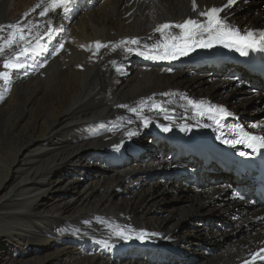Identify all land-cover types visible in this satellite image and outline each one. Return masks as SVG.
I'll return each instance as SVG.
<instances>
[{
    "label": "bare ground",
    "instance_id": "1",
    "mask_svg": "<svg viewBox=\"0 0 264 264\" xmlns=\"http://www.w3.org/2000/svg\"><path fill=\"white\" fill-rule=\"evenodd\" d=\"M191 1L75 0L67 14L40 16L47 0H0V34L21 22L18 43L29 49L20 58L27 69L0 80V264H243L264 246L261 197L253 205L236 199L235 177L214 160L177 158L228 129L217 130L213 112L205 106L198 115L189 101L223 104L264 134V91L245 86L228 61L217 71L190 69L208 59L200 48L171 61L135 51L158 42L159 25L182 23ZM223 1L196 0L195 17L203 21L199 12ZM261 3L228 7V23L264 29ZM181 33L165 29L163 38ZM14 51L5 48L0 63ZM140 101L148 127L118 107ZM172 171L188 178L174 180ZM109 222L131 229V238H116Z\"/></svg>",
    "mask_w": 264,
    "mask_h": 264
},
{
    "label": "snow or ice",
    "instance_id": "2",
    "mask_svg": "<svg viewBox=\"0 0 264 264\" xmlns=\"http://www.w3.org/2000/svg\"><path fill=\"white\" fill-rule=\"evenodd\" d=\"M237 0H226V4L223 7L217 8L212 7L211 9L202 10L199 12V15L202 17H206V21H200L193 18H188L182 23L178 24H162L159 25L156 29L157 32L161 33V38L157 43L149 46L144 45L145 49H148V52H141L139 50H135L136 54L142 55L147 59H159V60H177L181 56H187L191 52L200 49H212L217 44L222 45L225 48H234L236 51L240 53L241 56L247 57L250 52H260L264 53V31H254V30H240L236 26L228 23L227 16H221L220 13L224 11V8L231 7L236 4ZM75 4V0H47V4L43 7V9L39 12L40 16H45L51 10L55 12L57 9H60L62 13L67 14L72 10V7ZM36 7H40L37 5ZM192 7L195 11L196 9V0H192ZM35 10V9H34ZM51 17L46 21L49 25H51ZM10 31L7 32L6 35L0 34V56H3L5 53V48L12 49L15 44L18 48V51H14L12 56H4L3 59V68L6 71H0V80L5 81V83H10V78L13 71H19L21 69H27L28 65L22 61L20 58L22 56H26L29 52L27 47H21L18 41L25 40V29L22 26L21 22H17L16 24H10L6 26ZM178 28L182 30L181 34H177L176 36H172L169 39L172 42L166 41L164 37V30L170 28ZM3 29H0L2 32ZM29 31L31 29L29 28ZM128 42L122 41L121 44H126ZM132 44H139L138 40L133 39L131 41ZM96 48L99 49L101 47H108L107 45H102L100 42H96ZM63 43L59 44V48L63 49ZM152 50H156L155 54H150ZM122 51L126 53H131L134 50L131 48L122 49ZM14 57V59H13ZM171 71V69H168ZM7 90V89H6ZM167 95V94H166ZM2 98V97H0ZM147 102L140 101L138 107H128L127 105H118L121 108H127L128 111L140 116L142 119V123L144 127H148L149 120L147 117H143L142 113L144 111V106ZM192 104L194 109H197L198 115L203 114V110L205 106L209 112H215L217 114L214 117V122L217 124V130L222 128L221 119L226 118L232 115L224 106L222 105H211L210 102L207 101H189ZM154 109H159V111L163 112L165 109L162 105L153 104L150 106ZM253 128L257 127L256 125H252ZM164 132L171 131L169 127H163ZM185 130V129H181ZM129 137L135 136L138 133L136 131L129 130L126 133ZM223 134V133H222ZM233 139H224V143L228 144L232 147H236V145L241 144L246 148L251 149L252 153H256L264 150V135H252L249 133L241 132L240 134H233ZM117 149L120 145H116ZM240 156H249V153L241 151L239 153ZM239 199H244L241 195L238 197ZM109 227L113 235L122 240H128L131 238L130 233L131 229L122 228L119 225H112L109 222ZM148 234L144 231H140L136 238L140 240H144ZM105 247H110V241L105 240L102 241ZM259 255V253H257ZM255 259V257H253Z\"/></svg>",
    "mask_w": 264,
    "mask_h": 264
},
{
    "label": "rangeland",
    "instance_id": "3",
    "mask_svg": "<svg viewBox=\"0 0 264 264\" xmlns=\"http://www.w3.org/2000/svg\"><path fill=\"white\" fill-rule=\"evenodd\" d=\"M259 8L260 9H263L264 10V3H261L260 5H259ZM33 49H35V47H32ZM62 52H64L63 50H62ZM61 51L59 52V54H61L62 53ZM66 53H64L62 56H61V61L63 60V58L65 57V56H67V55H71L72 54V52L71 53H67L66 55H65ZM60 59L58 60V62H57V60H56V62H54L52 65H54V66H56L57 65V63H59L60 62ZM3 61V60H2ZM1 61V62H2ZM1 65H3V62L2 63H0V68H3ZM51 65V66H52ZM53 66V67H54ZM49 67V66H48ZM196 66H192V68L190 67V69H192L193 71H197L198 73H201V72H204V71H206V70H204L201 66H198V67H196ZM199 68V69H198ZM181 155H184V154H178L177 155V158H179ZM187 156H192L191 154L189 155V153L187 154ZM173 173H170V178H174V180H177V181H183L185 178H188V173L187 172H184V171H180V172H176V171H172ZM233 190H234V187H233ZM232 190V191H233ZM187 205V206H186ZM188 205H189V203H184V204H182V206H181V208H180V210L183 212L184 210H185V208H187L188 209ZM180 213V212H179ZM178 213V214H179ZM177 258L179 257L178 255L176 256ZM190 258H192V257H190Z\"/></svg>",
    "mask_w": 264,
    "mask_h": 264
}]
</instances>
